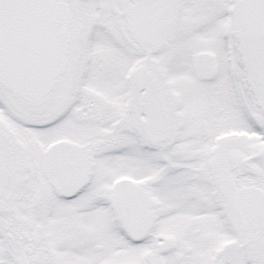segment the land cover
Wrapping results in <instances>:
<instances>
[{
  "label": "snow or ice",
  "instance_id": "obj_1",
  "mask_svg": "<svg viewBox=\"0 0 264 264\" xmlns=\"http://www.w3.org/2000/svg\"><path fill=\"white\" fill-rule=\"evenodd\" d=\"M0 264H264V0H0Z\"/></svg>",
  "mask_w": 264,
  "mask_h": 264
}]
</instances>
